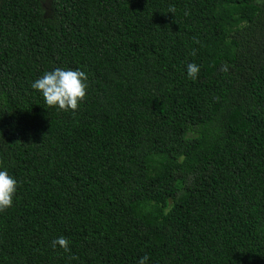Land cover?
Wrapping results in <instances>:
<instances>
[{"label":"trees","instance_id":"trees-1","mask_svg":"<svg viewBox=\"0 0 264 264\" xmlns=\"http://www.w3.org/2000/svg\"><path fill=\"white\" fill-rule=\"evenodd\" d=\"M0 161V264H264V0H0Z\"/></svg>","mask_w":264,"mask_h":264},{"label":"clouds","instance_id":"clouds-1","mask_svg":"<svg viewBox=\"0 0 264 264\" xmlns=\"http://www.w3.org/2000/svg\"><path fill=\"white\" fill-rule=\"evenodd\" d=\"M174 6H170L168 12L175 13ZM187 14V13H186ZM198 43V41H195ZM190 55L195 56L196 50L193 49ZM187 75L190 79H198L201 66L195 62L188 63L186 66ZM228 65H223L221 71L227 72ZM87 80L86 73L82 70L55 68L52 71L45 72L40 78L36 79L31 87L42 93L45 104L48 107H58L65 112L75 111L79 108L80 103L87 95ZM0 161V212H5L13 206V198L17 192L18 181L9 174L6 168L2 166ZM52 247L59 246L70 254V258L75 259L71 255L70 241L64 236L57 237L52 242ZM149 257L145 255L141 257L138 264H148Z\"/></svg>","mask_w":264,"mask_h":264},{"label":"rangeland","instance_id":"rangeland-1","mask_svg":"<svg viewBox=\"0 0 264 264\" xmlns=\"http://www.w3.org/2000/svg\"><path fill=\"white\" fill-rule=\"evenodd\" d=\"M41 3L45 9L49 8V0H41Z\"/></svg>","mask_w":264,"mask_h":264}]
</instances>
